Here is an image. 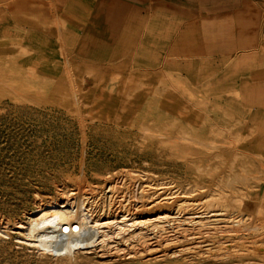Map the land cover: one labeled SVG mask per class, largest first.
<instances>
[{
  "label": "rangeland",
  "instance_id": "374dc122",
  "mask_svg": "<svg viewBox=\"0 0 264 264\" xmlns=\"http://www.w3.org/2000/svg\"><path fill=\"white\" fill-rule=\"evenodd\" d=\"M49 4L0 0L14 21L0 24V264H264L263 131L191 61L109 64L76 20L46 31L20 13L60 16ZM34 66L50 90L14 83ZM54 205L80 206L90 246L52 253L27 235Z\"/></svg>",
  "mask_w": 264,
  "mask_h": 264
},
{
  "label": "crops",
  "instance_id": "0c3cea01",
  "mask_svg": "<svg viewBox=\"0 0 264 264\" xmlns=\"http://www.w3.org/2000/svg\"><path fill=\"white\" fill-rule=\"evenodd\" d=\"M49 2L43 9L59 10L55 19L26 10L20 13L26 22H39L46 31L76 20L88 39L108 50L109 64L138 56L159 58L162 65L169 59L179 68L191 61L190 73L200 81L201 75L209 76L211 93L233 104L248 126L260 128L264 136V0ZM5 14L0 9V24H13ZM53 21L58 23L52 25Z\"/></svg>",
  "mask_w": 264,
  "mask_h": 264
},
{
  "label": "bare ground",
  "instance_id": "6f19581e",
  "mask_svg": "<svg viewBox=\"0 0 264 264\" xmlns=\"http://www.w3.org/2000/svg\"><path fill=\"white\" fill-rule=\"evenodd\" d=\"M24 74L18 75L19 77L15 78L14 83L23 84L24 82H28L44 92L51 89V85L49 84H39L38 81L41 78L38 76L35 66L31 67L27 72H24ZM132 90L134 91V88ZM136 92L138 91L131 92L130 97ZM143 104L147 105V102L141 100L138 103L141 107H143ZM151 106H149L150 109L148 108V112L154 111ZM78 207L64 210L58 205H54L44 207L32 213L27 220V235L33 238L43 250L51 251L52 253L70 254L76 249H86L93 241L94 228L89 225L87 218L81 214L82 210Z\"/></svg>",
  "mask_w": 264,
  "mask_h": 264
}]
</instances>
